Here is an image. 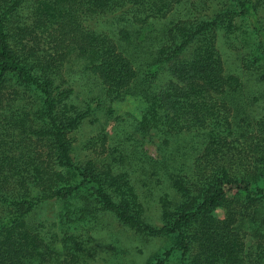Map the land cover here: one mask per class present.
<instances>
[{
	"label": "trees",
	"instance_id": "16d2710c",
	"mask_svg": "<svg viewBox=\"0 0 264 264\" xmlns=\"http://www.w3.org/2000/svg\"><path fill=\"white\" fill-rule=\"evenodd\" d=\"M208 1L0 0V264H85L101 214L173 237L153 264H264V114L218 48L241 31L240 67L264 83V0ZM72 61L103 99L76 104ZM127 96L143 103L130 130L102 127L80 151L83 120ZM45 201L60 208L43 230L29 217Z\"/></svg>",
	"mask_w": 264,
	"mask_h": 264
},
{
	"label": "rangeland",
	"instance_id": "374dc122",
	"mask_svg": "<svg viewBox=\"0 0 264 264\" xmlns=\"http://www.w3.org/2000/svg\"><path fill=\"white\" fill-rule=\"evenodd\" d=\"M223 5L224 0H209L203 11L207 14V12H211V9H219ZM184 8V5L181 4L177 11L171 14L173 18L183 16ZM98 20H103V24H100L102 22ZM105 20L106 17L104 19L98 16L90 18L88 23L95 27L106 28ZM245 44L243 33L239 30L231 34L222 30L218 32V48L225 62V68L229 73L242 77L245 93H250L255 98L248 111L251 116L259 117L264 114V83L258 79L255 73L246 72L240 67L241 57L247 51ZM66 69L71 74L70 84L75 90L73 97L79 107L86 106L90 103L91 98L103 99L102 92L95 85L93 78L82 72V64L79 61L68 63ZM167 78V75H161L162 81ZM110 106L113 109L112 119H107L102 109H94L93 113L87 116L75 131L73 134L74 144L80 151L82 144L102 127L111 134L113 133L112 126L119 123L121 129L130 130L126 124L129 125L132 118L140 116L143 103L137 97L127 96L124 100L110 103ZM152 140L148 136L143 138L141 146L148 154L155 156V144ZM59 208V203L45 201L33 211L29 221L46 230L57 219ZM217 214L222 216L223 210H217ZM97 222L99 225L93 229L91 241L88 243L90 256L85 264H153L155 258L173 242L171 236L146 237L136 234L120 224L113 215L101 214L97 217ZM88 228H90V224ZM53 229L55 226L52 227ZM246 229L249 228L246 227ZM247 242L250 244L252 240L248 238ZM166 264H179V254L174 252Z\"/></svg>",
	"mask_w": 264,
	"mask_h": 264
}]
</instances>
